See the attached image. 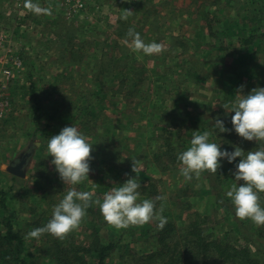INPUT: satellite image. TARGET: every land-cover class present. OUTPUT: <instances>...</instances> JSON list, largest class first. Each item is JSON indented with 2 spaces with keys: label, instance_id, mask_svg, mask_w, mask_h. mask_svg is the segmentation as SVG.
Returning a JSON list of instances; mask_svg holds the SVG:
<instances>
[{
  "label": "rangeland",
  "instance_id": "1",
  "mask_svg": "<svg viewBox=\"0 0 264 264\" xmlns=\"http://www.w3.org/2000/svg\"><path fill=\"white\" fill-rule=\"evenodd\" d=\"M34 2L42 7H51L52 15L31 13L30 18L24 20L26 27L20 29L16 28V25L9 27L16 37L14 45L23 56L25 67L23 71L16 73L7 87L12 108L9 116L0 120V221L8 215L1 205L3 191L7 192L8 204L18 212L20 228L28 233L35 226L31 225L32 222H36L39 217L40 219L52 217L54 206L63 198L69 187H75L78 191H92L93 201L99 198L103 202L105 188H102V182L111 184L110 192L112 187L126 182L123 181L126 175H121L122 171L129 170L134 177L136 174L131 171V166L132 159H136L143 163L142 169L138 172L139 182L145 181L142 175L157 180L160 194L167 197L164 207L171 209L173 220L179 226H186L190 220V212H195L206 217L205 227L211 228L210 233L220 236L232 231L236 226L235 217L228 219L225 210L217 209L210 203V195L205 192L211 188L203 172L198 179L193 176L190 181L180 175L179 166L168 172L153 173L152 167H156L158 162L154 161L155 157L150 151L152 147L148 136L151 134L158 136L157 131L168 132V129H165L167 127L165 121L176 120L179 127L184 129L181 137L191 140L190 132H193L191 123L199 128V124L194 123L203 122L211 112L219 110L221 102L224 101L220 100V93L226 88L221 83L224 74L228 75L226 67L240 65V72H244L247 69L244 58L246 59L250 52L249 45L241 44L236 35L231 36L225 32L226 27H237V21L239 23L241 21L242 24L247 23V26L256 25L257 28L254 26L253 29L257 30L264 25V0H173L170 2L169 0H95L87 11L72 15L73 17L59 0ZM21 4L16 1L7 7L5 3L0 2V27H3L4 17L10 18L15 14L21 16L28 12ZM126 9L132 10L134 14L124 19ZM229 18L236 23H231L232 20L230 21ZM74 19L76 20L73 21ZM119 20L126 21V24H119L123 29L126 25L131 28L143 26L145 43L156 42L165 45V51L152 56L134 52L127 45L128 50L134 52L133 58L136 63L128 64L129 68L122 69L123 74L116 78L128 77L127 81L131 84L135 79L131 74L132 69L144 67L141 70V78L144 80L139 88L143 91H151L153 95L150 92L149 94L153 97L150 98L151 101L140 99V96L136 100H130L132 104H129L128 109L126 108V115H128L127 120L135 123L134 126H129V129H125V126L124 130L120 129L117 138H110L111 141L116 139L123 141V138L130 140L123 150H116V143L109 147L114 162L105 166L107 170L114 171L117 180L96 175L92 163L93 161L99 163L104 157L101 151L93 148L89 180L86 179L74 186L65 185L55 171L54 165L51 164L53 158L48 156V138L58 135L61 131L55 123L78 116L81 106L85 105L92 91L99 88L97 85L100 79L91 76L93 73L98 74V67L95 66L97 59L101 57L99 62H105L108 60L107 52L109 51L113 56L116 50L110 43L111 39L106 42V46L112 49L103 47L108 34L104 35L102 32L109 24L113 25ZM253 29H245L242 37L247 39L253 36L254 34L251 33ZM255 33L264 39V26ZM220 41H223L222 49H220ZM262 41L264 43V40ZM253 51L257 63L254 62L256 63L254 72L248 76L243 75L241 84L245 86L243 94L256 87L264 88V44L260 49L256 47ZM119 52H117L118 57L127 52V49ZM72 62H75V65L69 64ZM250 80L254 81L253 88L249 85ZM241 85H238L237 89ZM119 86L116 85L118 90ZM162 88L163 91L160 93L162 95H158ZM36 98H40L41 102ZM40 107L42 112H36ZM120 107L121 96L111 98L107 93L104 103L94 105L88 110L89 114H84V117L93 122L91 123L93 129L89 133L86 132L88 123L83 125L68 120L67 124L65 122L60 125L76 127L94 147L93 133L96 131L102 134L109 133L110 136L113 124H117V127L121 126ZM35 112L41 115L39 131L35 125ZM52 115L57 116L54 121L50 120ZM140 116L144 118L139 121ZM83 122L88 121L83 120ZM49 124L51 127H48ZM107 127L110 129L108 130ZM213 130L209 127V131ZM35 131L38 132L37 135ZM199 132L202 134L204 130L199 129ZM213 137H210V142L216 143ZM249 144V141L242 139L240 146L245 151ZM22 160H26L25 175L19 177L9 168ZM228 181L226 191L230 190L234 183H243L236 182L234 176ZM186 186L189 190L185 191ZM181 189H183L181 192L183 198L179 199L178 192ZM139 191L141 201L149 199L142 195V190ZM185 192H187L186 196ZM262 197L264 199V195ZM157 206L159 207V204ZM90 207L96 209L98 205L93 202ZM186 208L187 211H184ZM33 209L34 214L31 213ZM87 211L79 228L70 232L66 238L75 237L78 243L88 246L94 236L92 222L98 220L101 224H105L106 221L103 216L100 219L91 217ZM154 226L156 221L143 226H133L129 228V232L126 229H116V251L108 259L107 264H143L146 254L153 251L156 246ZM262 226L264 228V225ZM114 233L115 231L102 227L99 235L102 241L107 242L111 238L115 239ZM44 238L45 236L39 239H26V253L37 259L39 264L49 261L41 254ZM214 258L208 257L205 260L206 264H216ZM200 261L195 264H200Z\"/></svg>",
  "mask_w": 264,
  "mask_h": 264
},
{
  "label": "trees",
  "instance_id": "2",
  "mask_svg": "<svg viewBox=\"0 0 264 264\" xmlns=\"http://www.w3.org/2000/svg\"><path fill=\"white\" fill-rule=\"evenodd\" d=\"M256 18H259V16H256ZM229 20L231 19L229 18ZM260 22H262V20H260ZM231 23L236 22L234 20ZM119 24H126V21H119L116 25L109 24V26L106 27L107 29H103L104 31L102 32L104 35L108 34L106 35L108 38L104 41L105 44H103V47L105 46L104 48H106V42L111 39L110 43L117 51H114L113 56L108 51L106 54L108 60H106L105 62H99L101 57L97 59L95 66L98 67V74L93 73L91 76L97 77V80L98 78L100 79L99 84L97 85L99 88L92 91L90 96L87 98L85 105L81 106L78 116H74L73 119H62L63 122L60 121L56 123V127L60 130L64 127H67L60 124H65V122L67 124L68 120L83 125L88 123L86 132L89 133V131L93 129V127L91 126V123L93 122L84 117V114H86L88 110H90L94 105L104 103L107 93L111 95V98H117L118 96H121V111L119 112V116L122 115V118L120 117L121 126L117 127V124H113L110 136L109 133L102 134L97 133V131L93 133L92 136V142H94L95 145L93 148L97 151H101V154L104 157L99 163L96 161H93V163L91 162L93 164L94 170H96V175H98V177H108L112 180H117V177L111 168H109L111 169L110 171L107 170L105 166H109L110 163L114 162V157H112L113 153L112 150H109V147L113 143H116L115 149L123 150L126 146H128L130 140L123 138V141H120L118 139L111 141L110 138H117L118 132H121V128L122 130H124L125 126V129H129V126H134L135 123L127 120L128 115H126V110L132 104V101L130 100H136L140 96V99L144 98V100L148 99L151 101L150 98L153 97V93L151 91L149 92L152 93V95L149 94L148 91H143L139 88V85L144 80L143 78H141V70L144 69V67H136L132 69L131 74L135 79L132 80L133 83L131 84L127 81L128 77L127 79H125V77L124 79H116L123 74L122 69L129 68L128 64H131L132 62L136 63V60L134 61L133 58L135 56L134 52H131V50L129 51L128 46L124 43V40L127 38L126 34L131 27L126 25V27L123 29V27H120ZM236 25V29L226 27L225 32L227 34H230L231 36L236 35L237 40H239L241 44L243 43L245 45H249L248 49L250 52L247 54L246 59L244 58V65L247 69H245L244 72H240V65H236L235 67H226L228 75L224 74L221 79V83L224 84L226 88L225 91H222L220 93V100L224 101L221 102L219 110L211 112L203 122L198 121L197 123H194L196 125L199 124V128H196V126L191 123L193 132L199 131V129L209 131V127L212 130L214 129L213 131H209L212 133L211 137L214 136L213 138H215L216 143L221 144L222 151L227 150L229 152L234 150V145L241 147L240 145L242 143V139H240L235 131L232 130L231 116L233 115V113L226 114L223 106L225 104H228L229 108H231L232 104L235 103V94L237 92L238 85H241L243 82V75L248 76L251 72H254L253 70L256 67L257 59L253 57V50L256 47L260 49V47L264 44L262 41L264 40L263 37L255 33V31L260 30L264 25L259 27L257 30L253 29L256 25H252V27L247 26V23L242 24L241 21L240 23L237 21ZM249 28H252L254 30H251L252 35H254L247 39L245 37L243 38L242 36L244 35L242 34H245V29L248 30ZM131 29H134L136 32H138L141 35L142 39L144 38L143 26H141V28ZM222 38L224 37L222 36ZM222 42L223 41H220V49L224 48L221 44ZM179 43H181V41H179ZM108 47L106 49H108ZM109 49H112V47H109ZM126 49L127 52L123 54L121 53L122 55L120 57L117 56V52L120 53V50L122 52ZM74 56H77L76 51L74 53ZM79 61L80 60L78 59V63ZM74 63L75 62L69 64L75 65ZM228 79L230 81H228ZM253 82V80L249 81V85L251 86V88L255 86ZM227 83L230 84L228 85ZM117 84L118 86L120 85L119 90L116 88ZM162 91L163 88L159 91V93L157 91H154V93L162 95L160 94ZM36 100L41 102L40 98H36ZM103 107L104 106H101V108ZM36 112H42V108L40 107ZM36 112L34 115L35 125L37 130L39 131L41 115ZM81 114L83 115L81 116ZM56 117V115H52L50 116V120L54 121ZM59 117L60 116H58V118ZM140 117L141 118L139 119V121L144 118V116ZM172 117L174 116L172 115ZM217 117H219L223 121L225 127L229 129L228 132L220 133L218 129L215 128L214 120ZM83 120H87L88 122H83ZM191 121L193 122V119H191ZM172 122L165 121L167 126L165 127V129H168V132L157 131L156 133L159 135L156 137L154 136V134H151L149 136L147 135L150 140L149 143L152 147L150 151H152L153 156L155 157L154 161L158 162L159 165V167L157 164L156 167H152L153 173L158 174V172L160 171L168 172L173 170V168H178V166L180 165V162L177 160L178 155L181 152L187 150L188 147H190L191 140H186L181 137L182 131L184 129L179 127L176 120H173ZM123 123H125V125ZM48 127H51V125L49 124ZM150 127L151 126H149V128ZM107 128L108 130L110 129V127ZM170 128L174 130V133H176L175 135L174 133H172V130H170ZM140 129L143 130V128ZM35 134L37 135L38 132L35 131ZM142 134L141 136H143ZM147 134L149 133L147 132ZM190 134L192 136L191 132ZM249 143V147L245 150V152L252 151L258 148V145L255 141H249ZM237 163H239V158L232 164H229L227 160H221V167L215 174L209 171L203 172L206 176L207 184H209L211 188L210 190L205 192L206 194L210 195V203L217 209L225 210L228 219H230V217H235L236 226H234V229L227 233H223V235L220 236L215 233H210L211 228L205 227L207 221L206 217H203L195 212H190V220L186 226H179L177 222L173 220L174 216L171 214V209L169 207H164V212L162 214L167 218L168 222L162 230L157 227L156 222V226H154L156 232V235H154V239L157 240L156 246L153 251L146 254L142 261L143 264H195V262H198L199 260H201L200 264H206L205 260L208 257H215L214 260L216 264L218 262H220V264H264L263 226L256 225L250 219L242 220L238 218L235 215V209L233 207L231 199L226 196L227 183H229L228 180L232 178V173L235 171V165ZM160 167H162V170H160ZM131 174L132 173L129 170L122 171L121 175H126V179H124L123 181H126L127 178L131 176ZM142 176L144 177L142 179H145V181L141 183L142 187L140 190L143 191L142 195L148 197L149 199H153L157 195H161L157 180L151 176ZM102 184V188H105L103 190V193H108L111 184H108L107 182H102ZM96 188L98 189V187ZM186 190H189L188 186L185 187V191ZM181 192H183V189H181V191L179 190L178 192L179 199L183 198ZM2 194L4 195V197L1 199V205L3 206L5 214L7 213L8 215L4 216L0 221V264H39L37 259H34L31 255L26 253L27 243L25 234L27 232H24V230L20 228L17 218L18 212L16 210H13L12 207L8 204V200L6 197L7 192L3 191ZM186 194L187 192H185V196ZM263 195L264 193L260 194L262 205H264V199L262 197ZM159 203L160 202H158V204ZM188 208H186L184 211H187ZM87 210L91 217L94 216L98 217L99 219L102 217L99 206L96 209L89 207ZM33 211L34 209L31 211V213L34 214ZM50 219L51 218L43 219L42 217L40 219L39 217L38 220L36 222H32L31 225H35L34 228L42 227L46 225ZM104 223L105 224H101L100 222H98V220L92 222L94 227V236L92 242H90L88 246L78 243L75 237H64L61 239L50 234H44V245L41 249V254L44 255L45 259L49 261H44V263L42 264H107L108 259L112 257L114 255V252L116 251L117 241L115 240L117 238V228L110 226L107 222ZM102 227H106L113 232L115 231V239L111 238L107 242L105 240L102 241L99 235L100 229ZM129 228L131 229L133 228V226H130L126 229L128 230V232L130 230Z\"/></svg>",
  "mask_w": 264,
  "mask_h": 264
},
{
  "label": "clouds",
  "instance_id": "3",
  "mask_svg": "<svg viewBox=\"0 0 264 264\" xmlns=\"http://www.w3.org/2000/svg\"><path fill=\"white\" fill-rule=\"evenodd\" d=\"M23 8L35 15H52L51 7H42L33 0H24ZM133 14L132 10L126 9L123 18L127 19ZM126 37L124 43L134 52L152 56L165 51L163 43L146 44L134 29L130 28ZM244 87L241 85L237 89L235 103L231 108L228 104L223 108L226 114L234 113L231 116L232 130L243 140L255 141L258 148L245 152L241 147L234 145L233 151H222L221 144L210 142L211 132L204 131L201 134L195 131L192 132L190 147L181 152L177 160L180 162V175L190 181L193 176L198 179L204 171L215 174L221 167V160L232 164L239 158L232 175L236 182L243 183L232 184L226 196L231 199L238 218L250 219L256 225H264V206L260 197V194L264 193V88L256 87L243 94ZM214 126L220 133L229 131L219 117L214 120ZM47 151L48 156L53 158L51 164L65 185L74 186L89 180L93 145L76 127H64L58 135L48 138ZM142 167V161L132 159L131 171L136 175L129 176L123 184L112 187L111 191L104 195L103 202L99 198L93 201L92 191H78L75 187H69L63 198L54 206L48 223L30 230L25 239H39L44 234L61 239L66 237L79 228L86 216V210L93 202L99 206L105 221L117 229L143 226L156 221L157 227L162 230L168 222L162 214L163 202L167 197L157 195L153 199L140 200L139 189L142 186L138 172Z\"/></svg>",
  "mask_w": 264,
  "mask_h": 264
},
{
  "label": "built area",
  "instance_id": "4",
  "mask_svg": "<svg viewBox=\"0 0 264 264\" xmlns=\"http://www.w3.org/2000/svg\"><path fill=\"white\" fill-rule=\"evenodd\" d=\"M20 4L24 0H17ZM45 1V0H34ZM68 13L79 15L87 11L95 0H59ZM23 5V4H21ZM14 33L8 30H0V120L7 118L11 112L12 103L7 93V87L16 73L24 70L25 60L14 45L16 42Z\"/></svg>",
  "mask_w": 264,
  "mask_h": 264
},
{
  "label": "crops",
  "instance_id": "5",
  "mask_svg": "<svg viewBox=\"0 0 264 264\" xmlns=\"http://www.w3.org/2000/svg\"><path fill=\"white\" fill-rule=\"evenodd\" d=\"M17 0H0V2H3V4L5 3V6H9L11 3H15ZM170 1H173V0H169V2ZM34 2V1H33ZM26 11V10H25ZM22 16H24V17H22ZM30 16H31V12H27V13H25V14H23V15H21V16H17L16 14L13 16V17H4V19H2V21L4 22V23H2V26L3 27H0V30H10V28L9 27H11V26H14V25H16V28H22V27H26V24H24V20H25V18H27V19H29L30 18ZM233 17V16H232ZM66 20V19H65ZM76 19H74L73 21H75ZM80 20V19H79ZM232 21H233V19H231ZM230 20V21H231ZM119 21H121V20H119ZM155 21V20H154ZM231 21V22H232ZM8 22H9V24H8ZM117 23H115V24H113V25H116ZM25 25V26H24ZM112 25V24H111ZM109 26V25H108ZM3 28H5V29H3ZM230 28H235V27H230ZM8 30V31H9ZM11 31V30H10ZM47 112L49 111L48 109L46 110ZM57 111H59V109H57ZM55 125H56V123H55Z\"/></svg>",
  "mask_w": 264,
  "mask_h": 264
},
{
  "label": "water",
  "instance_id": "6",
  "mask_svg": "<svg viewBox=\"0 0 264 264\" xmlns=\"http://www.w3.org/2000/svg\"><path fill=\"white\" fill-rule=\"evenodd\" d=\"M26 165V160H22L21 162H19L17 165H13L9 168V170L19 176V177H24L25 172H24V166Z\"/></svg>",
  "mask_w": 264,
  "mask_h": 264
}]
</instances>
